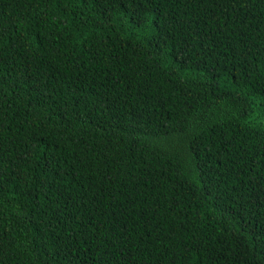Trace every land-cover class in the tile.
I'll use <instances>...</instances> for the list:
<instances>
[{
    "label": "trees",
    "instance_id": "16d2710c",
    "mask_svg": "<svg viewBox=\"0 0 264 264\" xmlns=\"http://www.w3.org/2000/svg\"><path fill=\"white\" fill-rule=\"evenodd\" d=\"M0 264H264V0H0Z\"/></svg>",
    "mask_w": 264,
    "mask_h": 264
}]
</instances>
